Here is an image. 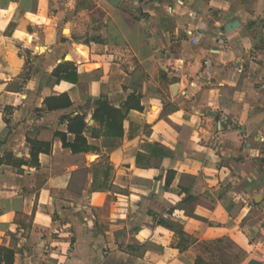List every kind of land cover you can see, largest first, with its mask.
Masks as SVG:
<instances>
[{
    "label": "crops",
    "instance_id": "1",
    "mask_svg": "<svg viewBox=\"0 0 264 264\" xmlns=\"http://www.w3.org/2000/svg\"><path fill=\"white\" fill-rule=\"evenodd\" d=\"M65 62L76 80L53 74ZM62 94L71 106L48 109ZM99 98L130 107L122 136L93 118ZM83 113L75 152L55 132ZM29 139L51 152L33 161ZM230 237V264H264V0H0V244L15 264H212Z\"/></svg>",
    "mask_w": 264,
    "mask_h": 264
},
{
    "label": "trees",
    "instance_id": "2",
    "mask_svg": "<svg viewBox=\"0 0 264 264\" xmlns=\"http://www.w3.org/2000/svg\"><path fill=\"white\" fill-rule=\"evenodd\" d=\"M53 74L58 80H76L77 78L76 68L71 62L60 64L54 70ZM44 102L48 109L69 107L72 104L70 97L67 94L47 97ZM96 105L93 118L100 125L105 126L111 134L122 136V123L130 107L126 105V109L123 111L112 106L108 99L103 98L97 99ZM63 119L68 120L67 130H58L55 132V136H58L61 139L64 147L71 148L75 152L85 150L87 148V138L84 136V132L88 127L86 114H76L74 116L66 115L63 116ZM70 135H74L73 140H71ZM29 143L32 146L31 157L35 162L38 161L40 153H50L52 150V144L49 142L29 139ZM174 174V171H169V183ZM159 222L166 224L164 220H159ZM15 254V248L0 244V264H15ZM196 264H202V260L197 258Z\"/></svg>",
    "mask_w": 264,
    "mask_h": 264
},
{
    "label": "rangeland",
    "instance_id": "3",
    "mask_svg": "<svg viewBox=\"0 0 264 264\" xmlns=\"http://www.w3.org/2000/svg\"><path fill=\"white\" fill-rule=\"evenodd\" d=\"M213 247H217L216 252L214 253L213 257L211 256L212 264H230L231 261L235 260L236 258L233 255H236V257H239L243 251V249L238 248V246L234 243L233 238H227L225 240H222L221 242L212 244ZM230 256L231 258H228L226 256ZM244 255H246L244 253ZM249 256V253H247V257ZM251 261H248L246 264H250ZM232 263V262H231Z\"/></svg>",
    "mask_w": 264,
    "mask_h": 264
},
{
    "label": "water",
    "instance_id": "4",
    "mask_svg": "<svg viewBox=\"0 0 264 264\" xmlns=\"http://www.w3.org/2000/svg\"><path fill=\"white\" fill-rule=\"evenodd\" d=\"M238 24H239L238 21L233 22L232 25L229 27V30L231 29V27H236ZM44 49H45L44 47H40V51H43ZM177 89H178L177 84H174L172 86L173 92L174 93L177 92ZM250 264H261V263L259 261L253 260V261H251Z\"/></svg>",
    "mask_w": 264,
    "mask_h": 264
},
{
    "label": "bare ground",
    "instance_id": "5",
    "mask_svg": "<svg viewBox=\"0 0 264 264\" xmlns=\"http://www.w3.org/2000/svg\"><path fill=\"white\" fill-rule=\"evenodd\" d=\"M36 18V17H35ZM38 20V19H37ZM41 19H39V21H40ZM69 30L67 29V32H68ZM34 37L33 36H30V35H28V39L30 40V41H32V39H33Z\"/></svg>",
    "mask_w": 264,
    "mask_h": 264
}]
</instances>
